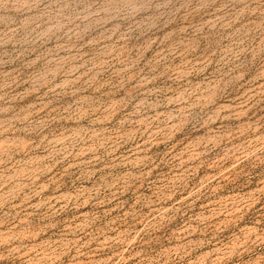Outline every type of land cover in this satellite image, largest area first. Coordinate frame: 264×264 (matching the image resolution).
<instances>
[{"label":"rangeland","instance_id":"obj_1","mask_svg":"<svg viewBox=\"0 0 264 264\" xmlns=\"http://www.w3.org/2000/svg\"><path fill=\"white\" fill-rule=\"evenodd\" d=\"M0 264H264V0H0Z\"/></svg>","mask_w":264,"mask_h":264}]
</instances>
